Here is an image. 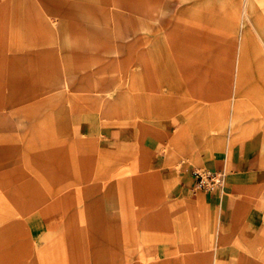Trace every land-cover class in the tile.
<instances>
[{
    "label": "crops",
    "instance_id": "1",
    "mask_svg": "<svg viewBox=\"0 0 264 264\" xmlns=\"http://www.w3.org/2000/svg\"><path fill=\"white\" fill-rule=\"evenodd\" d=\"M205 2L213 8L219 1L191 0L185 5L202 8ZM225 2L232 27L222 36L211 31V22L210 53L200 56L223 61L210 77L231 81L230 86H217L214 100L228 104L226 128L211 133V140L201 132L196 138L215 142V137L225 143L222 149L200 148L206 156L201 168L224 174L223 187L206 192L194 188L193 171L200 167L186 156L174 159L168 145L180 147L183 135H196L197 129H188L194 112L162 120L136 119L124 139L120 125L95 115L98 107L88 95L67 96L64 101H57L56 94L43 102L35 96L25 100V95L39 91L41 63L57 62L49 44L51 22L71 33L86 32L87 1L0 0V12L8 18L0 37V93L5 95L0 110L8 128L0 130V141L17 140L23 148L32 145L38 151L45 142L61 144L59 153L70 150L72 167L70 181L51 198L50 204L60 207L51 219H45L41 207L26 214L10 203L8 175L0 167V264H185L189 256L192 264H203L204 258L210 259L208 264H264V259L251 257L264 256V0ZM78 9L79 18L74 15ZM142 22L149 24L136 21ZM200 23L197 29L205 30ZM223 43L233 50L219 53L216 47ZM72 54L63 61L72 65L75 57L88 60L83 52ZM80 71L66 72L65 78ZM53 75L56 66L54 71L49 66L50 84L56 81ZM86 85L87 80L81 81L82 88ZM196 97L199 110L205 111L206 103ZM94 125L99 132L93 131ZM130 142L134 150L125 148ZM136 146L143 148L141 155ZM121 153H129L133 161L141 159L139 173L157 171L167 195L164 200L153 206L135 197L131 161L116 158ZM54 171L62 174L55 163ZM147 186L148 182L141 190ZM36 190L40 196L41 186ZM166 213L177 221L172 229L153 233L145 226Z\"/></svg>",
    "mask_w": 264,
    "mask_h": 264
},
{
    "label": "rangeland",
    "instance_id": "2",
    "mask_svg": "<svg viewBox=\"0 0 264 264\" xmlns=\"http://www.w3.org/2000/svg\"><path fill=\"white\" fill-rule=\"evenodd\" d=\"M84 1L89 3L86 32L71 33L51 22L48 31L49 44L57 62H51L50 65L49 62L41 63L39 91L37 94L25 95V100L32 101V96H35L34 100L43 102L51 94H56L57 101H64L67 96L79 98L88 95L90 101L98 107V113L95 115H100L109 123L120 125L124 139L129 125L136 119L162 120L173 114L184 117L187 112L192 111L194 114L189 120L188 129H191V132L197 129L196 135H183L180 147H171L170 143L168 145L172 149L174 159L186 156L201 168L206 156L199 153L200 148L204 146L212 150L225 147L224 141L215 137V142H198L196 138L201 132L205 139L211 140L210 134L224 130L228 123V104H218L214 100L217 97V86H230L231 81L219 76L210 77V71L215 70L217 65L218 68L221 67L224 62L215 61V57H200L210 53L208 33L211 22V31L222 36L232 27L230 22L227 24L226 16H230V11L226 10V0H218L217 6L213 8H210L208 2L203 3L202 8L200 5L186 6L185 3L191 0ZM74 15L81 17L79 9ZM7 19V15L0 12V37ZM58 20L60 19L53 21ZM136 21H147L149 24ZM200 21L206 31L197 29ZM141 32L147 36L146 40ZM30 34L31 32L29 38ZM231 47L223 43L216 48L219 53H225L227 49L230 51ZM73 50L83 52L87 62H81V57H75L74 65L65 63V58L74 56ZM49 66L53 71L56 66V77L51 76L53 82L56 81L51 84L48 83ZM81 69L87 70V73L80 71ZM73 70L80 72L74 78H65L67 75L64 73ZM82 79L87 80L84 88L80 86ZM195 95L202 104L206 103L205 111L199 110V102L194 101ZM4 98L5 95L0 93V102ZM5 112L13 117L11 111ZM61 112L65 117V111ZM41 113L43 117L44 110H41ZM6 117L0 110V130L8 128L5 125ZM93 131L99 132V127L94 125ZM27 143L28 141L24 144ZM60 146L61 144L45 142L38 151L32 145L23 148L17 140L0 141V167H5L3 174L8 175V197L15 208L28 214L41 207L45 219L58 216L60 207L50 204L51 198L70 181L72 169L70 150L68 154L64 151L60 154ZM125 148L134 150V145L131 142L126 143ZM142 149L136 146V154L141 155ZM129 155L121 153L116 158L131 161L130 171L133 173L135 197L146 199L153 206L164 200L167 195L161 188L157 171L139 173L141 159L133 161ZM54 163L60 166L62 174L55 173ZM55 182L59 183L58 189L53 190ZM147 182V188L141 190V186L145 187ZM38 185L42 188L40 196L36 194ZM186 220L187 231L192 233L190 218L186 217ZM176 223L177 221H172V216L166 213L164 216H154L145 226L153 233H159L161 229H172ZM52 226L57 227L58 222L52 223ZM251 257L264 259L262 255ZM192 259L187 257L185 264H192ZM209 262V258L203 259V264Z\"/></svg>",
    "mask_w": 264,
    "mask_h": 264
},
{
    "label": "built area",
    "instance_id": "3",
    "mask_svg": "<svg viewBox=\"0 0 264 264\" xmlns=\"http://www.w3.org/2000/svg\"><path fill=\"white\" fill-rule=\"evenodd\" d=\"M194 188L206 192H214L224 185V174L221 172L207 171L206 169H194Z\"/></svg>",
    "mask_w": 264,
    "mask_h": 264
}]
</instances>
